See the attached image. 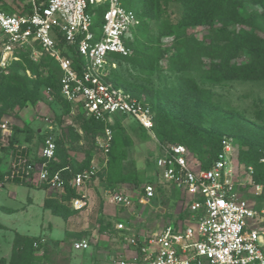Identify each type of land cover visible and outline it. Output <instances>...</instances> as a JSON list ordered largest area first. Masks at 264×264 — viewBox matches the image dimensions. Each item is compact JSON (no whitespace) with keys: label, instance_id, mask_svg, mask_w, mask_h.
<instances>
[{"label":"built area","instance_id":"built-area-1","mask_svg":"<svg viewBox=\"0 0 264 264\" xmlns=\"http://www.w3.org/2000/svg\"><path fill=\"white\" fill-rule=\"evenodd\" d=\"M103 5L102 33L97 37L92 32L99 10L95 8ZM140 25L139 16L125 8L123 0H47L45 6L32 0L30 12L25 14L0 9V73L7 74L23 56L35 63L49 56L61 71L63 100L74 107L80 105L86 118L104 123L88 168L78 173L71 167L52 172L58 126L55 119L45 118L50 133L43 142L42 161L18 155L6 180L22 181L36 175L41 185L60 197L67 194L68 187L78 196L67 206L83 212L90 206L89 189L108 168L113 126L118 121L134 119L156 140L151 107L112 79L119 58L133 55L131 43ZM60 38L67 46L76 47L79 64L64 54ZM46 92L52 99L51 89ZM65 124L72 125V121ZM2 130V142L9 145L13 130L8 121ZM159 146L161 153L155 161L158 182L132 189L120 184L101 194L105 209L99 222L106 219L109 223L110 243L102 253L92 256L91 264H264V206L254 205L245 196L252 186L259 197L263 187L255 185L254 168L240 162L237 146L230 139L223 140L221 152L207 169L185 145ZM160 187L181 194L177 201L180 210L171 216L170 212H160L161 203L166 201ZM147 208L153 220L146 214ZM46 244L42 238L34 242V248L41 252ZM92 248L86 237L72 242L73 252L85 253Z\"/></svg>","mask_w":264,"mask_h":264},{"label":"trees","instance_id":"trees-1","mask_svg":"<svg viewBox=\"0 0 264 264\" xmlns=\"http://www.w3.org/2000/svg\"><path fill=\"white\" fill-rule=\"evenodd\" d=\"M35 1L39 5L45 6L47 4V0ZM131 1L134 11L139 18H142L141 25L136 30L134 41L131 43L134 50L133 55L120 57L119 66L123 63H133L141 67L148 65L152 69L159 64L163 53L153 56L150 53L140 55L137 52L135 55L134 45L138 35L145 29L143 16L149 14L148 10L159 12L161 0ZM173 1L182 8V16L176 25H172L167 20L164 21L160 25L159 31L161 39L173 38L175 53L172 68L182 75L179 80V88L171 89V91L182 96L181 100L187 102L189 110L185 109L181 115H176L161 103H153L149 97H143L135 92H130V94L144 106L151 107L155 124L153 131L158 145H185L206 169L211 166L215 157L221 152L223 140L230 139L235 146L238 142V146L241 147L239 160L242 164L254 168L253 180L256 184L263 186V194L260 197L264 200V163L261 162L264 159V138L259 139L257 136L248 134L239 136L235 142L233 137L225 135L222 131L200 128L197 113L193 114L190 111L199 108L202 104L200 96L203 94V90L196 78L216 86L234 82L264 83V13L251 12L247 14L242 0ZM250 2L253 5L262 4L264 0H250ZM0 9L7 13H14L7 6H1V0ZM30 9L31 4L27 7V12H30ZM234 26H238L239 29L238 27L233 29ZM192 27H207L209 31L204 39H199L188 34V29ZM59 44L65 55L71 57L76 64L81 62L75 46H67L62 38L59 39ZM242 58L246 59L241 61ZM27 72L30 73L31 77L28 76ZM60 77L61 71L58 63L49 56L44 57L40 63H35L26 56H23L21 61L13 63L7 74L0 73V123L2 118L14 112L16 107L21 110L28 104H37L42 99L43 87L45 89L50 88L52 98L57 99L62 104L61 115H58L57 118L63 127L61 138H56L57 152L50 165V170L56 172L71 166L75 173H78L90 166L91 152L96 147L95 139L104 128V123L86 118L80 105L74 107L63 100ZM205 98L204 96V100ZM172 102L174 101L172 100ZM206 106L207 103L204 102V108ZM65 118L70 119L72 125H65ZM257 118L264 123V113H257ZM124 119L128 118L123 117L121 120ZM120 124L121 121H118L115 126H120ZM115 126H113V130L116 128ZM139 127L142 136L150 139L151 136L148 132L142 126ZM258 130L260 129L258 128ZM35 133L26 125L22 129L15 128L9 146L2 147L1 150L6 151L11 147V144L15 145L22 142L30 144ZM66 133L71 136L72 142H83L81 150L85 153L88 161L85 165L76 168L69 162V155L65 150ZM46 136L40 137L43 142ZM151 139L153 138L151 137ZM130 145L128 138L114 137L109 165L104 173L105 183L111 188L120 184L134 185L136 188L141 187L135 170L130 172L125 170L124 163ZM78 148L76 147V149ZM34 161L41 162L42 159L39 158ZM0 164H2L1 161ZM8 174L0 170V182H3ZM65 176L70 179V175L66 172ZM52 196L51 199L46 200L45 208L49 209L54 216L66 219L69 215L78 213L64 204L72 197L78 196L74 190L67 187V194L62 197L63 202L58 201L54 195ZM169 215L171 216V213ZM100 226L101 229L108 230L110 225L104 219L100 220ZM0 229H4L1 224ZM40 239L16 234L10 260L7 261L2 258L0 264H37L39 249L34 248V242ZM49 244L52 242L48 241L45 249ZM56 244L58 245V242ZM56 244L53 242V245Z\"/></svg>","mask_w":264,"mask_h":264},{"label":"rangeland","instance_id":"rangeland-1","mask_svg":"<svg viewBox=\"0 0 264 264\" xmlns=\"http://www.w3.org/2000/svg\"><path fill=\"white\" fill-rule=\"evenodd\" d=\"M31 1L32 0H1V6H7L11 12L25 14L28 13L27 7L31 4ZM133 2H135V0H133ZM242 2L247 14L251 12L264 13V3L253 5L250 0H242ZM123 5L127 9L134 10L131 0H123ZM95 9L99 10L97 15L94 16L92 32L99 37L102 33V16L105 6L96 7ZM148 11L149 14L145 17L143 16L145 29L138 35L136 39L137 42L134 45L135 55L137 52L140 55L150 53L153 56L163 53L159 64L151 69L148 65L146 67H141L138 64L123 63L120 64L115 73H112V79L113 81L115 80L114 82H116L117 85L127 90L129 93L135 92L143 97H149L152 99L153 103H161L165 107L171 109L174 114L181 115L183 110L189 109L187 108V102H182V96H178L171 91V89L179 88V80L182 75L172 68L175 44L173 38L166 37L161 39L159 30L160 25L166 20L172 25H176L182 16V8L173 0H161L159 12L152 10ZM141 19L142 18H140V20ZM237 27L238 26H234L233 29H237ZM208 31L207 27H192L189 28L187 32L199 39H204ZM245 59L246 58H242L241 61ZM196 79L203 90V94L200 96L202 104L199 108L190 111L193 114L197 113V120L200 128L222 131L225 135L233 137L235 142H237L239 136L248 134L257 136L259 139L264 138V123L257 118V113H264V83L234 82L216 86L208 81H202L200 78ZM42 92L43 97L41 100L43 104L40 106V110L32 104H28L21 110L19 107H16L14 112L3 117L1 120L0 161L8 165L6 173L11 171L12 165L16 161L18 155L29 156L30 158L34 157L35 159L40 158L43 146V140L40 137L50 133L49 130H47V123L44 121L45 118L56 119L58 129L54 131V137H58V139L61 138L63 127L61 126L62 124L59 123L57 116L61 115L62 104L57 99L54 100V98L50 101L45 87H43ZM204 96L206 97L205 100ZM172 100L174 102H172ZM204 102L207 103L206 108H204ZM33 106L35 107L34 109L32 108ZM47 109H49V112L46 111ZM113 119L117 120L118 116H113ZM6 121H8V128L11 130L15 128L22 129L25 125L29 126L36 132L32 142L30 144H25L24 142L15 145L11 144L9 149L2 151V147H5L4 142H2V125ZM66 121H68V118H65V122ZM120 121V126H115L116 128L113 130L114 137H126L131 143L128 147L127 159L124 163L126 172L135 170L141 186L149 182H158L159 178L156 175L155 161L161 153L159 145L155 140L151 139V137L150 139H146L142 136L140 125L136 120L128 118ZM258 128L260 130H258ZM72 141L71 136L66 133L65 150L69 155L68 160L73 167L78 168L81 165H85L88 161L85 153L81 150L83 142L80 141L79 143H75ZM236 146L239 151L241 147L238 146V142ZM76 147L79 148L76 149ZM95 151L96 147L91 153L93 154ZM100 175H102L100 185L92 191L91 195L94 199H92V204L87 210L69 215L64 220L62 218H56L49 222L46 229H41L40 218L43 217V214H41L40 211L42 207L37 203L33 209L28 212L26 219H24L23 216L2 214L0 216V222L7 227V230L3 232L7 233V237L12 240L16 233H24L28 229L32 231L31 233H36L41 239L44 238L48 241L59 239L60 242H58V245L55 242L56 245H53V243L49 244L46 249L44 248L41 252L39 251L37 264H91L92 260L90 258L102 253L104 248L110 243L109 231L101 229L99 222V207L102 201L99 190H103L106 186L104 172L100 173ZM9 184H15L16 187L18 185L32 184L35 187L46 190V188L39 183L36 175L27 176L22 181L7 183L3 187ZM255 185L262 186L256 183ZM127 186L131 189L134 187V185ZM249 189H247L245 193L246 198L256 206L264 205V200L260 196L259 198L255 197L254 192L251 190L253 189L252 186H250ZM170 191L168 188L160 187V192L166 200L164 203H161L162 208L160 212L162 214L166 212L172 214L180 210L177 201L180 199L181 194L178 191H176V193ZM6 192V190H3V193ZM50 194L59 198V195L53 191H50ZM11 195L15 197L14 194ZM37 200L39 201L40 198L38 197ZM3 205L16 208L18 211L25 209L24 203L21 202V198L11 199L9 195L6 196L5 200L3 196H0V207ZM146 214H150L151 220H153L154 215H152L153 213H151L148 208L146 209ZM3 232L1 231V233ZM82 237H87L92 241L93 248L89 252V256L77 252H74L72 256V241ZM4 254L8 255V251H5ZM100 256H102V254H100Z\"/></svg>","mask_w":264,"mask_h":264},{"label":"crops","instance_id":"crops-1","mask_svg":"<svg viewBox=\"0 0 264 264\" xmlns=\"http://www.w3.org/2000/svg\"><path fill=\"white\" fill-rule=\"evenodd\" d=\"M31 3H32V1H31ZM42 97H43V92H42ZM48 98H49L50 101L53 99V98L51 99L49 96H48ZM42 104H43V102L41 100L37 104H35L34 106L37 107L38 110H40V108H41L40 106H42ZM34 106L32 107L33 109L35 108ZM48 110L49 109H47L46 111L49 112ZM5 146H9V145H6L5 144ZM7 166L8 165H6L4 163L0 164V170L3 173H6ZM69 167H71V166H69ZM106 170L107 169H105L102 172L105 173ZM73 171H74V169H73ZM6 176L4 178V181L3 182H0V196L1 197L3 196V199L4 200L6 199V196L7 195H9V198H11V199L21 198V202L24 203L25 209L24 210H21V211H18L16 208L7 207V206H4L3 205V206L0 207V216L2 214H6V215H13V216H23V218L26 219V216L28 215V212L31 211L33 209V207L38 203L42 207L40 212H41V214H43V217L40 218V225H41L40 228L41 229H43V228L46 229L50 221H52V220H54L56 218H61V217L54 216L49 209H46L45 208V202H46V200L47 199H51L53 197L50 194V190L49 189H47L45 187L46 190H44L43 188L35 187L32 184L18 185L17 187L15 186V184H9V185H6L5 187H3L7 183H11V182L14 183V182H16V181H8V180H6ZM100 179H101V175L99 173L98 179L95 180V185L92 188H90L89 191H88V194L91 196L90 205L92 204V199H94L93 196L91 195L92 194V191L99 187V185H100ZM108 188L110 189L111 187H109L108 185H106L103 190H101V191L99 190L100 196ZM3 190H6L7 192L6 193H3ZM5 194H7V195H5ZM11 194H14L15 197H13ZM38 197L40 198V200H39L40 202L37 200ZM54 197L58 201L63 202V198H62L63 196L62 197L59 196V198L57 196H54ZM67 202H64L65 206H67V204H66ZM100 205L101 206L99 207V211H100L99 214H101L102 211L105 209V208L103 209V202L102 201L100 202ZM16 218H14V219H16ZM0 224L4 227V229H0V259L4 258L7 261L10 260V257H11V254H12V248H13V244H14V240H15L16 234H19V235H21L23 237L38 238V239L40 238V237H38V235L36 233H34V232L31 233L32 231L28 229L24 233L23 232L16 233L15 236H14V239L12 240L11 238L7 237V233H4L3 232L4 230L5 231L7 230V227L2 222H0ZM1 231L3 233H1ZM82 238H84V237H82ZM79 239H81V238H79ZM49 241L52 242V243L53 242H60L59 239H53V240H49ZM47 242H48V240H47ZM71 247H72V245H71ZM5 251H8V255L4 254ZM71 251H72V249H71ZM89 252L90 251L85 252V253H87L86 256L89 255ZM73 253L74 252H72V256H73ZM85 253H80V254H84L85 255ZM74 264H76V263H74Z\"/></svg>","mask_w":264,"mask_h":264}]
</instances>
